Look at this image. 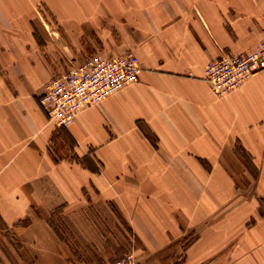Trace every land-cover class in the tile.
<instances>
[{
	"label": "crops",
	"instance_id": "1",
	"mask_svg": "<svg viewBox=\"0 0 264 264\" xmlns=\"http://www.w3.org/2000/svg\"><path fill=\"white\" fill-rule=\"evenodd\" d=\"M68 8L46 38L34 31L32 6L0 3V232L11 233L24 264H71L49 218L58 212L78 225L91 207L111 224L122 220L154 264L179 260L189 234L197 237L184 264H264V69L224 96L203 79L220 55L255 49L264 0ZM126 52L141 67L137 81L67 128L48 121L39 98L51 78L88 56ZM239 151L257 170L258 200L247 204L236 203Z\"/></svg>",
	"mask_w": 264,
	"mask_h": 264
},
{
	"label": "rangeland",
	"instance_id": "2",
	"mask_svg": "<svg viewBox=\"0 0 264 264\" xmlns=\"http://www.w3.org/2000/svg\"><path fill=\"white\" fill-rule=\"evenodd\" d=\"M14 1L32 6L34 13L33 22L38 27L34 28V31L35 33H39L36 30L39 29L41 34L46 38L50 37L51 34L55 35L52 32H59L61 29V19L63 16L60 9L72 10L68 8L70 2H77V0H0V3L6 4ZM90 1L92 2L93 0ZM71 14L74 16L73 13ZM45 33L47 36H45ZM49 48L48 46L47 49ZM38 49L42 51V45H39ZM52 50L59 51V48L55 46ZM84 55H86V52ZM65 154L69 155V152H64L60 155ZM237 156L242 162L244 169L240 170L238 168L237 170H232L237 182H239V185L236 187V203L247 204L258 200V191H256L255 185L257 170L252 166L250 158L246 153L239 151ZM251 177H254V179ZM259 199L261 200L259 210L264 211V205L262 204L264 198L259 196ZM87 212L89 216L84 217L82 221L78 220L80 222L78 225L74 223L76 222L74 218L61 216L58 212L51 214L49 218L51 227H53L58 237L66 242L69 247L68 255L71 264H107L110 263L108 262L109 260L117 261L128 254L133 256L136 264L155 263V260H153L155 256L146 255L139 248L136 237L128 230L122 220L117 225L111 224L108 219L100 218L98 216L99 212L93 207ZM253 221L254 219H250L247 225L250 226ZM195 237H197L196 234L185 236L184 240L180 242L181 246L177 249V255L180 258L179 260H173L172 264H184L183 257L186 246ZM15 241L10 232H0V242L2 244L0 245V258L3 259L5 264H24V260L27 258L24 251H19L16 248L17 244ZM171 254L172 252L169 251L165 256H171L172 258Z\"/></svg>",
	"mask_w": 264,
	"mask_h": 264
},
{
	"label": "built area",
	"instance_id": "3",
	"mask_svg": "<svg viewBox=\"0 0 264 264\" xmlns=\"http://www.w3.org/2000/svg\"><path fill=\"white\" fill-rule=\"evenodd\" d=\"M264 69V31L255 49L237 55L222 54L204 67L203 79L211 91L224 96L240 88L253 74ZM141 67L131 52L86 57L78 66L51 78L39 98L48 121L67 128L83 110L97 105L137 81ZM107 264H136L131 254Z\"/></svg>",
	"mask_w": 264,
	"mask_h": 264
}]
</instances>
